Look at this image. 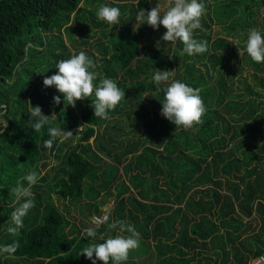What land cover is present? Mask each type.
Here are the masks:
<instances>
[{"label":"trees","instance_id":"trees-1","mask_svg":"<svg viewBox=\"0 0 264 264\" xmlns=\"http://www.w3.org/2000/svg\"><path fill=\"white\" fill-rule=\"evenodd\" d=\"M103 3L121 9L120 24L96 18ZM156 3L0 0V245L19 242L0 264H80L83 229L95 226L101 236L117 220L142 237L129 253L140 257L126 264H249L264 254V64L238 49L250 28L264 29V10L253 11L255 0H207L194 35L208 51L189 57L179 41L168 53V42L156 47L163 26L134 25L138 7ZM236 37L238 46L229 42ZM80 50L96 64L94 83L108 77L125 90L111 119L95 118L87 98L54 105L59 93L43 86L56 61ZM154 69L175 70V79L200 89L202 124L175 132L161 116ZM29 101L73 136L43 149L46 129H31ZM29 169L42 173L35 204L9 234V186ZM109 201L108 219L94 224ZM79 205L81 224L69 218Z\"/></svg>","mask_w":264,"mask_h":264},{"label":"clouds","instance_id":"clouds-1","mask_svg":"<svg viewBox=\"0 0 264 264\" xmlns=\"http://www.w3.org/2000/svg\"><path fill=\"white\" fill-rule=\"evenodd\" d=\"M132 2L139 5V0ZM206 8L207 0H157L156 6L150 10L138 7L134 15V25L141 27L147 24L154 30L163 26L166 31L156 42V47L161 48V41L168 42L164 48L166 53L169 45L175 47L179 41L183 45L181 54L189 57L201 55L208 51V42L195 38L194 33L201 27V18ZM95 15L98 20L107 23L111 28L121 23V9L109 3L99 5ZM229 42L238 46L241 41L236 37L230 38ZM238 49L241 57L246 53L251 61L264 64V31L250 28L245 35L243 49L239 47ZM169 57L171 58L170 55ZM53 68L57 71L51 76L44 77L43 86L45 88L54 86L59 93L52 98L54 105H60L63 100L65 105L75 107L77 101L87 98L91 100L94 117L108 120L111 119V112L125 99V90L120 88L114 79L102 77L98 83H94L98 76L95 70L96 64L85 50L56 61ZM150 76L157 92H163V98L159 100L162 105L160 114L175 125V132L188 130L203 123L206 107L199 88L175 79V70L154 69ZM26 112L34 132L40 133L42 129H46L47 139L43 140L41 146L43 149L51 150L54 143L63 142L73 136V133L66 131L65 128L51 126L50 117L54 118L55 113L45 115L40 106H33L30 101ZM5 124L0 126V133L3 132ZM41 175L42 173L29 169L17 179L15 185L9 186L10 195L15 197L16 205L6 222L8 224L6 230L9 234H18L24 227V218L35 204L32 189ZM109 213L110 211L108 216ZM107 227L109 232L101 236H98L95 226L84 228L81 233L82 238L89 239L78 255L85 256L91 264H97V261H102L103 264H126L129 252L140 246L142 239L140 232L131 223L126 224L121 220L109 223ZM114 230L118 234L112 235ZM125 232L128 235L119 234ZM18 248L19 242L15 240L0 245V256L12 255Z\"/></svg>","mask_w":264,"mask_h":264},{"label":"rangeland","instance_id":"rangeland-1","mask_svg":"<svg viewBox=\"0 0 264 264\" xmlns=\"http://www.w3.org/2000/svg\"><path fill=\"white\" fill-rule=\"evenodd\" d=\"M255 4L256 5H254L253 7H252V9H253V11H255V10H259V11H263L264 10V0H255ZM237 19H240V18H237ZM215 25H218V24H214V27H215V29L216 30H219V26H215ZM223 26V25H222ZM261 28V27H260ZM264 30V29H263ZM262 30V31H263ZM99 36H102L100 33L98 34ZM78 130H81V128H78ZM75 143V142H74ZM85 203H88V202H85ZM112 207H113V203H112V201L110 202H107L105 205H104V214L102 215V216H96V215H92L91 216V219L94 221V222H96V223H94V224H100V222L99 221H101L100 219H101V217H104L105 216V214L106 213H108L109 212V210L110 209H112ZM81 209H80V205L78 206V207H72L71 208V210H70V215H69V218L71 219V221H76L77 223H79V224H81V221H82V219H83V215L81 214V211H80ZM100 218V219H99ZM65 232H66V230H65ZM120 234V233H119ZM123 235V234H122ZM71 250H68L67 251V253L68 252H70ZM131 253L133 252V251H130ZM129 252V253H130ZM134 257V258H139L140 256H135V255H132V254H129V257H128V259L129 258H131V257ZM84 261V262H83ZM83 261H82V263H80V264H91V261L90 260H88V259H86L85 258V260L83 259ZM97 264H103V262L102 261H97ZM137 264H140V263H138L137 262Z\"/></svg>","mask_w":264,"mask_h":264},{"label":"built area","instance_id":"built-area-1","mask_svg":"<svg viewBox=\"0 0 264 264\" xmlns=\"http://www.w3.org/2000/svg\"><path fill=\"white\" fill-rule=\"evenodd\" d=\"M108 218V213L105 214L104 217H101V221H99L100 223L106 221ZM250 264H264V254H260L256 257H254L251 261H250Z\"/></svg>","mask_w":264,"mask_h":264}]
</instances>
